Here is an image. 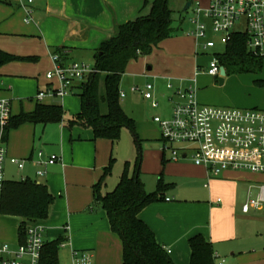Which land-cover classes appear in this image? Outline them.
<instances>
[{"label":"crops","instance_id":"obj_1","mask_svg":"<svg viewBox=\"0 0 264 264\" xmlns=\"http://www.w3.org/2000/svg\"><path fill=\"white\" fill-rule=\"evenodd\" d=\"M152 2L153 0H33L29 3L24 0L23 6L19 0H0V34H39L46 46L45 49L38 51L40 53L39 56L43 58V61L47 62L46 66L48 65V67H50L48 56L54 54L56 48H61L63 62L78 61L87 53L93 61V52L100 42L110 37L118 24L149 14ZM27 10L31 12L29 21H26L28 17ZM188 25L190 26L189 23ZM189 29H186V34ZM207 34L209 37L213 33L208 29ZM179 39L178 50L180 52L176 55L168 51V49L166 50L165 46L161 49L165 51L167 57L173 55L176 60L174 64L185 59L187 69H191L196 60H193V49L184 45L183 41L187 38L180 36ZM199 46L200 43H196L197 50H194V54L197 56L199 54ZM0 50L23 58L0 66V78L9 83L8 89L21 96L24 94L23 87L26 81H32V87L34 88L35 69L33 66H29L31 65L29 63L36 61L37 57L34 56L36 54L32 50L23 52L16 49L15 46L4 43H0ZM200 54H203V51ZM23 63H27L26 66H22L21 64ZM200 69L202 71H199ZM147 70L150 71L151 67L148 66ZM224 70L225 74H221V76L228 74L225 68ZM165 74L164 70L161 71L157 68L153 73L154 80L165 79ZM201 74L214 78V83L210 86H216L217 77L219 76L207 74L203 70L202 65L196 64L193 78L186 81L183 78V82H187L184 87L190 83L194 84L196 87V98L199 103L212 104L215 99L210 95L209 88L204 90L202 85L199 84L198 77ZM36 84L38 85V83ZM168 84L172 85L170 79H167L166 87ZM56 85H58V82ZM142 90L141 94L143 96ZM9 92L4 90L0 93V96H7ZM69 94H76V91L72 88ZM52 98L55 100L60 97ZM38 102L62 106L61 102L51 103L43 100L38 101L37 99L35 106ZM100 111L106 113L102 106ZM11 116L14 115L11 113ZM27 123L29 128L32 127L34 136L37 123ZM48 124L41 125L45 127ZM63 128L65 131V128H67L66 122H63ZM64 137V150H62V155L59 156L62 161L51 165H40L36 163L37 157L34 158V153H32L23 160V167L19 169L10 162V158L6 157L5 160L15 165L18 172L21 173L26 169L25 163H29L32 167H37L38 170H44L45 174L50 167L56 166V168H52L51 173L52 176L58 178L57 183L59 185H57L58 187L55 186L57 187L56 189H54V184L51 183L50 186H46L39 179L44 177V175L38 176L36 174L38 170L34 171L33 177L35 180L37 179V182H42L56 197L55 204L50 206L46 221L49 224V228H51L52 238L56 239L59 236L65 238L64 242H67L66 244L68 245L66 248L69 249L67 250L70 255L69 259L72 260L73 250H85L91 254L93 264H121L120 259L110 260L104 255L108 244L112 246L117 243L113 236L115 233L110 229L105 211H96L94 207L90 206L91 202H93L92 186L98 181L102 172L98 169L97 164L98 156L102 157L101 150L97 146L98 143L92 138L93 133L90 134V132L84 137L78 135L76 138H73L71 134H69L68 138L66 132ZM67 139L69 142H67ZM50 155L43 156V158H48ZM53 155L56 154L53 153ZM160 160L161 167L159 162H156L155 167L150 171L159 174L162 182L168 185L163 191L161 199L145 206L138 216L153 231L156 241L165 250H170L168 254L175 264H189L190 248L188 240L196 234L203 235L212 244L213 251L216 249L214 255L219 258H222V256H220L218 248L224 244L227 245L226 253L232 255V259H230L232 264L241 257L257 252V248L264 244V228L256 230L252 235L245 236L237 232L238 229L235 222L238 219L263 225L264 216L261 213L243 214L241 205L240 207L237 206L235 194L221 190L220 187L222 184L231 182L228 175L233 170L225 171L219 177H210L206 168L197 166L187 159L172 161L169 160V155L165 158L164 153H162ZM33 177L28 173H22L18 180L32 179ZM260 184L255 183L252 187L256 188ZM72 186H79L86 195L79 207L71 205L69 188ZM217 198H220V202L216 201ZM15 218L18 220V226L16 224L14 234L13 230H9L5 233L6 239L0 241V243H7L11 247H16L21 243L19 234L20 218ZM45 232L46 227L44 234ZM247 239H252L248 245L244 242Z\"/></svg>","mask_w":264,"mask_h":264},{"label":"rangeland","instance_id":"obj_2","mask_svg":"<svg viewBox=\"0 0 264 264\" xmlns=\"http://www.w3.org/2000/svg\"><path fill=\"white\" fill-rule=\"evenodd\" d=\"M191 3V6L187 10H184L186 0H170L169 7L173 11V22L171 24L173 32L171 36L163 39L159 43L158 47L153 48L149 54L139 55L138 58L131 60L126 66V70L122 75L119 84V92L123 91L124 96H120L119 100L125 113L133 119L135 132L133 133L128 128L124 127L120 130L119 137L114 142L108 138L95 139V142L98 143V149H100L102 153V157L98 156L97 158L98 169L102 171L103 168L108 165L110 158L112 159L111 172L106 176L100 189L102 195L112 191L116 187L123 173L127 172L128 175H132L134 173L139 155L141 158L140 178L145 183V190L147 192H152L156 189L159 174H155L150 170L155 167L156 162H159L161 167L160 155L164 153V157L167 158L169 152H163V142L161 140L160 129L153 118L158 116L164 119L170 115L171 103L168 98L173 94L176 87L184 88L187 82L184 83L183 78H185V81L193 78L196 64L202 65L203 70L205 71L209 66V61L212 56L217 53L222 54L224 51V45L220 42L221 36L219 33L209 35V38L214 40L216 44L215 47L207 50H202L201 48V45L204 43L203 40L186 34V29L190 28L188 25V18L193 16L194 7L198 6L200 8H206L208 0H191ZM243 22V20L238 22L235 25V30L243 29ZM180 36L187 38L183 41L184 45L193 49V60H196L191 69H187L185 59L174 64L176 60L173 58V55L167 57L165 51L161 49L165 46L166 50L168 49V51L175 53V55L179 53L180 50H178V42L180 40ZM198 42L200 43V46L198 48L199 54L197 56L194 54V50H197L196 43L198 44ZM0 43L10 44L23 52L32 50L33 53L36 54L34 56L37 57L34 63H29L31 64L29 66H33L35 69V80L33 79L35 81V85L33 88V83H31L32 81H26L23 87L24 96L16 95L13 91H11V89L9 90V83L0 78V93L4 90L5 92H11V94L9 92V95L7 96H0V99L8 100L12 115L17 116L22 112L34 109L37 93L39 91L42 90L47 92L49 87L52 88L57 86L55 78L53 80H48L46 78V74L49 71H53L54 63L52 55L48 56L50 59V67H48V65L46 66L47 62L43 61V58L39 56L40 53L38 51L46 48L44 40L39 34H0ZM201 51H203V54H200ZM81 59L82 62L93 67L94 62L88 53ZM81 59L78 61H81ZM26 64L27 63H23L21 65L26 66ZM148 66L151 67L150 71L147 70ZM157 68L161 71H165V79L154 80L153 73ZM167 79L171 80L173 86L172 89H168L166 87ZM213 79L214 78L207 76L206 74H201L198 77L199 84L202 85V89L205 90L209 88L210 95H212L215 99L212 104H204L220 107L258 108L264 110V62L262 69L259 72H230L225 76L217 77L216 86L211 87L210 85L214 83ZM258 80L263 81L262 85L258 84ZM36 83H38V85ZM147 83L153 85L154 100L158 102V106L155 108L151 106V100L144 99L141 94V90L145 88ZM98 91L101 96L105 95L103 75L99 77ZM42 100L51 103L61 102L63 106L62 122L59 121L49 123L45 127H43L40 123H37L35 125L34 136L32 127L29 128L28 123H24L16 128L10 129L7 141L4 143L6 157L16 158L23 161L32 153H34V158H36L39 150L43 152V156L53 153L61 156L62 150H64L63 139L65 138L64 135H66V132L68 134V138L69 134H71L73 138H76L78 135L84 137L88 132L92 134L90 127L79 125L72 126L70 130L65 128L64 131L63 122L67 123L71 120L80 109V99L79 96H77V93L68 94L63 98H57L55 100L49 94H46ZM101 106L105 112H107V104L105 101L101 102L100 108ZM92 138L94 139V137ZM67 142H69L68 139ZM254 160H256V158L253 159V161ZM25 166L26 169L23 170L22 173H28L33 177L34 171L38 170V168L32 167L29 163H25ZM52 168H56V166L50 167L44 177L39 179L45 183L46 186H50L51 183L54 184V189H56L59 183H57L58 178L56 176H52L51 174ZM146 170H149L150 172ZM22 173L18 172L15 165L10 164L6 160L4 161L5 181H17ZM228 177L231 179V182L229 184H222V186L220 185L221 190H226L228 193L235 194V201L239 207L241 202L246 200L249 192L251 196H256L257 189L255 187L253 188L252 185L255 183H264V173H253L247 170H233ZM32 180H35V178L33 177ZM35 181H37V179ZM202 189L205 190L204 188ZM48 191L53 197L51 204V206H53L55 204L56 197L50 190ZM85 196L84 190H82L79 186H72L69 188V197L73 207H79ZM90 206L94 207L96 211L103 210L100 204H96L94 200L91 202ZM39 222L46 227L44 240L48 242L53 241L55 238H52L51 236V228H49V224H47L46 219ZM16 224L18 226V220L14 216L0 212V241L6 239L5 233L9 230H13L14 234ZM235 225L238 229L237 232L245 236L252 235V233L256 230L264 228V224L261 225L260 223H251L249 221H241L238 219L236 220ZM113 236L115 238V242L117 243L112 246H109L108 244L104 255L110 260H115L116 258L117 260L120 259L122 264L121 239L116 234ZM249 240L247 239L244 242L248 245L252 239ZM66 243L67 242H63L58 250L59 264H70L71 262V259H69L70 255L67 251L69 249L66 248L68 245ZM215 250L216 249H214V251ZM218 250L220 251V256H222V258L225 257V264H232V260H230L232 259V255L230 253H226L227 245L224 244L220 246ZM89 255L91 256L90 253ZM235 261L236 262L233 264H264V244L257 248L256 253L241 257ZM91 264H93L92 256Z\"/></svg>","mask_w":264,"mask_h":264},{"label":"trees","instance_id":"obj_3","mask_svg":"<svg viewBox=\"0 0 264 264\" xmlns=\"http://www.w3.org/2000/svg\"><path fill=\"white\" fill-rule=\"evenodd\" d=\"M170 0H153L150 12L134 20L118 24L113 34L100 42L93 52L94 72L86 81L73 86L80 99V110L66 123L91 128L94 139H118L124 127L135 132V125L120 104L119 83L130 60L149 54L163 39L172 34L173 11ZM190 1L191 0H187ZM246 34L234 32L224 44L222 54H214L227 73L259 72L264 59L252 55L246 45ZM63 62L61 48H56ZM23 59L0 50V66ZM104 76L105 95L98 91L99 77ZM262 85V81H257ZM39 101V100H38ZM105 101L107 112L100 111ZM63 107L59 104L37 103L31 112L11 116L1 134L6 142L10 129L23 123L48 124L62 121ZM141 158L138 157L132 175L123 173L116 187L102 195L100 189L111 172L112 159L102 170L98 181L92 186L93 200L105 211L110 229L119 236L122 243V264H175L164 247L159 244L153 231L139 218V212L148 204L161 199L168 184L159 177L157 189L147 192L140 178ZM53 197L47 187L30 178L5 181L0 193V212L20 218L21 243L25 240L24 227L48 217ZM40 223V222H39ZM65 241L59 236L53 241H44L40 264H59L58 250ZM189 264H214L212 244L203 235L196 234L188 240Z\"/></svg>","mask_w":264,"mask_h":264},{"label":"built area","instance_id":"obj_4","mask_svg":"<svg viewBox=\"0 0 264 264\" xmlns=\"http://www.w3.org/2000/svg\"><path fill=\"white\" fill-rule=\"evenodd\" d=\"M19 1L23 5L24 0ZM32 1L27 0L29 3ZM30 13L27 10L26 21L31 19ZM242 20L244 28L235 30V25ZM188 23L191 27L187 34L203 40V50L213 48L216 44L208 37V29L220 34L223 45L232 33L241 32L247 36L248 51L264 59V0H208L206 8L194 7L193 16L188 18ZM52 60L54 68L46 74V78H55L58 85L49 87L47 92L39 91L36 97L39 101L46 94L60 98L68 95L75 84L86 81L95 71L82 61L62 62L57 53L52 54ZM221 67L223 66L213 55L205 72L211 76H221ZM167 88L171 89L172 85L168 84ZM142 93L145 99L151 100L153 108L158 106L151 84H146ZM120 96L123 97L124 93L120 92ZM168 100L171 103L170 115L164 119L158 116L153 119L159 126L163 150L169 152V160L187 159L206 168L210 177H219L229 170L264 173V110L201 104L196 98V87L192 83L184 88H175ZM10 117L9 101L0 99V193L5 182L6 158L1 134ZM59 161L62 160L57 155L43 158L41 151L37 153V164L51 165ZM10 162L19 169L24 164L16 158H10ZM36 174L43 176L45 171L38 170ZM256 188V196L253 197L250 193L247 195L241 204V212L261 213L264 216V183ZM216 201L220 202V198ZM44 230L45 227L39 222L29 223L24 227V242L16 247L0 243V264H40ZM214 258V264L226 262L225 258L215 255ZM71 264H91V256L85 250H73Z\"/></svg>","mask_w":264,"mask_h":264},{"label":"water","instance_id":"obj_5","mask_svg":"<svg viewBox=\"0 0 264 264\" xmlns=\"http://www.w3.org/2000/svg\"><path fill=\"white\" fill-rule=\"evenodd\" d=\"M191 2L187 1L185 6H184V10H187L190 7ZM221 74L224 75L225 74V70L224 67H221Z\"/></svg>","mask_w":264,"mask_h":264}]
</instances>
